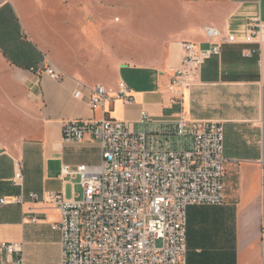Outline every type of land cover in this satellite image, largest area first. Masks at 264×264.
<instances>
[{"label":"crops","instance_id":"0c3cea01","mask_svg":"<svg viewBox=\"0 0 264 264\" xmlns=\"http://www.w3.org/2000/svg\"><path fill=\"white\" fill-rule=\"evenodd\" d=\"M41 1V11L37 7L30 17L19 0H0V137L5 138L0 143V198L23 200L22 205L0 206V243L22 244L24 264H46L48 255L51 264L52 259L60 264V234L51 230L60 213L46 193L80 200L79 179H62V165L101 162L99 146L90 137L64 143L62 123L109 118L128 123L134 132L157 130L158 123H139L144 111L151 121L183 116L223 126L225 202L187 209V264H264V43L244 42L252 20L264 23V0H156L162 18L156 11L155 32L163 52L149 66H116L114 45L103 48L93 64L78 60L64 37L51 58L46 53V0ZM205 26L234 35L237 43L222 44L220 54L201 66L197 84L171 103L168 84L173 69L181 66L182 43L203 50L218 43L206 38ZM248 52L255 54L247 57ZM47 62L65 74L61 81L39 68ZM121 82L131 104L110 99L97 110L89 108L87 88L116 89ZM76 91L84 98L75 99ZM16 161L22 162L21 185L13 184Z\"/></svg>","mask_w":264,"mask_h":264},{"label":"built area","instance_id":"2783aa9c","mask_svg":"<svg viewBox=\"0 0 264 264\" xmlns=\"http://www.w3.org/2000/svg\"><path fill=\"white\" fill-rule=\"evenodd\" d=\"M210 49L182 43L181 66L173 69L168 91L171 103L183 90L197 84L205 61L220 54L222 44H235L234 35L205 26ZM246 44L264 43V23L252 20ZM255 52H248L247 57ZM53 81L65 74L50 62L39 67ZM34 71V69H31ZM87 103L97 110L110 99L133 102L123 82L116 89L87 88ZM74 98L84 94L76 91ZM158 123L157 130L134 132L128 123L109 118L62 123V141L81 143L90 137L99 146L97 165H62L60 177L79 179L80 200L47 192V201L60 213L51 230L60 234V264H187V209L224 204V132L220 122L151 121L141 112L139 123ZM13 184L21 185L22 162L14 163ZM36 201V194H29ZM21 197L0 198V206L22 205ZM31 222L36 218L30 216ZM0 264H24L20 243H0Z\"/></svg>","mask_w":264,"mask_h":264},{"label":"rangeland","instance_id":"374dc122","mask_svg":"<svg viewBox=\"0 0 264 264\" xmlns=\"http://www.w3.org/2000/svg\"><path fill=\"white\" fill-rule=\"evenodd\" d=\"M19 1L30 17L37 7L40 11L43 8L41 0ZM156 11L162 18V8L156 6V0H46V53L54 58L64 37L77 59L87 63L100 60L102 49L114 45L119 54L116 66L152 65L162 59L163 52V42L155 32ZM3 140L4 136L0 137V143ZM46 264H51L50 255ZM52 264H56L54 259Z\"/></svg>","mask_w":264,"mask_h":264}]
</instances>
